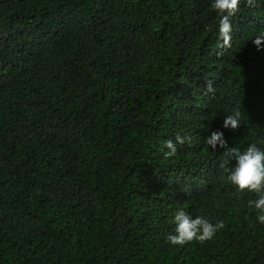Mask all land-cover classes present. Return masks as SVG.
<instances>
[{"label": "trees", "instance_id": "obj_1", "mask_svg": "<svg viewBox=\"0 0 264 264\" xmlns=\"http://www.w3.org/2000/svg\"><path fill=\"white\" fill-rule=\"evenodd\" d=\"M212 3L0 0V264H264L256 194L205 143L264 147V0L227 49ZM180 209L224 227L171 245Z\"/></svg>", "mask_w": 264, "mask_h": 264}, {"label": "clouds", "instance_id": "obj_2", "mask_svg": "<svg viewBox=\"0 0 264 264\" xmlns=\"http://www.w3.org/2000/svg\"><path fill=\"white\" fill-rule=\"evenodd\" d=\"M246 6L256 7L257 0H245ZM241 0H213L211 7L220 15L219 21V41L217 47H232V18L240 12ZM253 43L258 48H264V33L254 38ZM208 90H212V85L208 83ZM241 125V112L236 110L227 115L223 121V128L238 130ZM190 137L177 133L175 142L172 139L165 141V157L175 156L177 144L188 142ZM205 143L215 148L224 149L225 159L221 162V167L228 173L230 182L237 186L241 192H252L256 194V199L249 201V207L257 210L259 223L264 224V147L257 143H251L243 151L238 147H230L221 130L212 131L206 138ZM264 144V141L261 142ZM234 163L233 167L229 165ZM174 234L167 236V241L171 245L184 246L193 241L203 245L213 239L216 233L224 227L223 221L212 223L203 216L193 218L184 210L180 209L174 216Z\"/></svg>", "mask_w": 264, "mask_h": 264}]
</instances>
